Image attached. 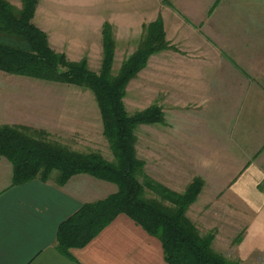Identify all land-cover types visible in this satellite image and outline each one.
Here are the masks:
<instances>
[{
	"label": "crops",
	"instance_id": "crops-1",
	"mask_svg": "<svg viewBox=\"0 0 264 264\" xmlns=\"http://www.w3.org/2000/svg\"><path fill=\"white\" fill-rule=\"evenodd\" d=\"M159 17L169 39L182 43L187 55L167 60L162 75L151 68L149 77L160 79L175 97V110L189 111L191 104L192 112L209 111L218 117L216 128L224 123L232 129L228 140L215 136L216 145L226 146L224 156L216 151L212 157L199 154L203 139L197 126L183 129L182 142L196 146L186 158L183 153L182 159L189 160L187 171L175 168L174 161L168 164V185L183 191L201 177L213 196L229 188V202L244 203L251 212L247 222L253 223L255 200L264 203L259 190L264 183V0H39L34 23L47 33L56 52L73 62L86 58L89 67L99 71L106 22L115 27L118 39L123 32L129 42ZM57 84L62 83L0 70V127L24 126L62 137H89L100 131L94 103L72 98L71 93L81 92L79 87ZM177 137L168 142H177ZM239 143L246 144L244 154ZM13 172L12 163L1 157L0 264H168L162 242L125 214L86 247L64 255L57 248L61 224L83 205L116 193L117 185L79 174L61 186L55 173L47 181L14 185ZM252 232L247 235L251 240Z\"/></svg>",
	"mask_w": 264,
	"mask_h": 264
},
{
	"label": "trees",
	"instance_id": "trees-1",
	"mask_svg": "<svg viewBox=\"0 0 264 264\" xmlns=\"http://www.w3.org/2000/svg\"><path fill=\"white\" fill-rule=\"evenodd\" d=\"M38 2L22 0L18 9L7 0H0V70L89 88L96 96L104 135L111 142L116 159L109 162L97 153L73 152L30 134L46 136L45 131L24 126L0 127V158L12 163L14 185L35 179L47 181L57 173L56 181L61 186L75 175L89 174L118 187L107 198L83 205L61 224L58 250L70 255L72 249L86 247L119 215L125 214L162 242L168 264H230L213 250L212 237L202 238L187 219L189 206L202 191V179H195L183 194L148 178L144 183L139 181L144 163L135 153V130L140 125L162 123L164 112L158 106H151L131 115L124 97L129 82L147 66L149 58L173 48L166 38L162 18L144 25L139 48L122 64L117 75L112 73L116 52L113 25L106 22L102 29L103 61L100 72L96 73L86 58L73 62L52 49L47 33L34 23ZM261 185L264 189V183ZM146 187L172 195L176 209L145 199Z\"/></svg>",
	"mask_w": 264,
	"mask_h": 264
},
{
	"label": "rangeland",
	"instance_id": "rangeland-1",
	"mask_svg": "<svg viewBox=\"0 0 264 264\" xmlns=\"http://www.w3.org/2000/svg\"><path fill=\"white\" fill-rule=\"evenodd\" d=\"M21 1L18 0L16 4L10 3L19 9ZM255 4L256 7H260L259 2H255ZM113 30L116 41V52L118 48V54L116 58L115 52V61L112 73L113 75H117L122 64L139 48L143 37L144 26L140 36L136 39H130L129 42L125 39L123 32H121L118 39V32L114 26ZM166 38L171 43L173 48L161 51L149 58L147 66L129 82L126 88L124 103L128 113L131 115L151 106H158L164 112V121L162 123L140 125L135 130V153L137 158L144 163L142 176H139V181L144 183L145 179L148 178L175 193L183 194L188 186L183 191H175L169 187L167 182V173L169 171L168 164H171V162L174 161L175 168L187 171L189 168V160L182 159L183 153H186L184 156L186 158L191 149L196 146L195 144L191 145L186 142L183 143L181 140L182 138H180L182 135L181 131L183 129H190V125L192 127L197 126L199 129V138L203 139V143H200L199 145V154L203 157H212L213 153L217 155L216 151L219 153L221 151L223 152V146H226L224 144L216 145L213 142L215 136H221V138L228 140L232 129L229 125L224 126V123L221 128H216L215 125H218V121H220L218 117L209 111H201L199 113L192 112L194 106L191 104L187 109L189 111L175 110L179 107L178 105H174L171 101L172 97L174 99L175 97L173 95L172 97L168 95L166 88L161 84L162 81H160V79H152L149 77L151 68L153 69V67H157L159 75H162L166 71L164 64L167 60L174 56L181 57L183 55H187V52L183 50L184 47H182V43H179L178 45L173 40L169 39L167 33ZM91 70L94 71L93 68ZM100 70L101 67L99 71L94 72L99 73ZM65 85L72 88H80L82 93H71L72 98L76 97V99H79L78 101L84 103H94L97 115H100V131L95 130L93 135L89 137L80 134L76 137H62L59 135L49 134L46 131V136L33 132L30 134L37 139L40 138L49 143H59L73 152L82 154L97 153L105 160L115 162L116 159L111 148V142L104 135L103 117L95 94L89 88L72 84L62 83L57 84V87H66ZM57 98L62 99L63 97L61 95ZM181 98L182 96H179V99ZM224 115L225 114L222 115L223 121L225 118ZM226 115L229 117L228 114ZM220 132L221 135H218ZM204 134L206 135L204 136ZM176 136H179V138L177 137L178 140L176 139L177 142H168L169 139L174 137L176 138ZM204 139L206 142H204ZM185 140L188 141V138ZM245 146L246 144L244 143L238 144L239 149L243 151L242 154H244L243 149ZM220 154L224 156V152ZM171 158H173V160H171ZM197 178L203 180V188L201 191V193L203 192V195L200 196L201 193L198 195L197 199H199L200 196L199 203H195L197 201L196 199L195 202L189 206L186 213L189 223L195 227L202 238L212 237L213 250L217 254L222 255L230 264H263L264 203H261L258 199L255 200L257 202L254 203L253 208L254 222H247L249 218H247L246 215L250 217V210L245 208L244 203H240L241 205H239V203H235V201H232V203L229 202V188H227L226 191L219 193L218 196H213L214 193L212 191H206L204 189L205 180L201 177ZM261 186L262 185H259V190L264 192V189H261ZM167 195L168 194L166 193H159L156 189H151V187H146L144 198L151 201H157L167 209L175 210L176 206L172 201L174 197L170 194L168 196ZM220 219H222V221H219ZM252 231H254L255 234V238L253 240H251V237L247 236L248 232L253 233ZM258 235L262 236L258 239L259 243L257 242ZM246 236L247 239L245 238ZM251 244H253V247ZM249 247H252L251 249H253V252H250L248 255H245V253L241 254V251L243 250L244 252L251 251Z\"/></svg>",
	"mask_w": 264,
	"mask_h": 264
}]
</instances>
